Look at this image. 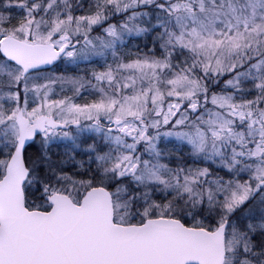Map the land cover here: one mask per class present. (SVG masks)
Segmentation results:
<instances>
[{"label":"snow or ice","instance_id":"snow-or-ice-1","mask_svg":"<svg viewBox=\"0 0 264 264\" xmlns=\"http://www.w3.org/2000/svg\"><path fill=\"white\" fill-rule=\"evenodd\" d=\"M0 264H264V0H0Z\"/></svg>","mask_w":264,"mask_h":264}]
</instances>
